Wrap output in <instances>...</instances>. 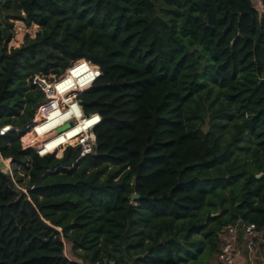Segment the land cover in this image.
I'll list each match as a JSON object with an SVG mask.
<instances>
[{
	"label": "trees",
	"instance_id": "16d2710c",
	"mask_svg": "<svg viewBox=\"0 0 264 264\" xmlns=\"http://www.w3.org/2000/svg\"><path fill=\"white\" fill-rule=\"evenodd\" d=\"M3 13L0 127L30 123L44 100L34 77L79 59L101 71L80 101L102 122L75 164L74 149L40 158L15 132L0 137L11 159L0 170V264H178L208 208L222 211L207 217L216 231L255 224L264 255V12L251 0H0ZM9 19L40 31L7 50ZM228 124L221 141L214 128ZM204 236L216 256L217 235Z\"/></svg>",
	"mask_w": 264,
	"mask_h": 264
},
{
	"label": "built area",
	"instance_id": "2783aa9c",
	"mask_svg": "<svg viewBox=\"0 0 264 264\" xmlns=\"http://www.w3.org/2000/svg\"><path fill=\"white\" fill-rule=\"evenodd\" d=\"M259 5L258 11L263 13L261 0ZM100 78L99 67L86 59L71 61L63 74L52 76L48 81L41 76L34 77L33 83L43 92L44 100L37 106L30 123L22 128L3 125L0 127V137L15 132L19 135L21 149L31 150L40 158L53 156L55 159H61L69 148L78 151V157L73 164L91 155L96 145L95 130L102 119L98 113H85L80 97ZM3 161L9 172L11 159ZM256 232L258 229L255 224L241 220L223 227L225 241L220 246L213 264H236L239 238L246 241L250 259L258 258L264 263V255L258 253L254 247L256 241L262 240L257 238ZM76 263L92 264L81 261Z\"/></svg>",
	"mask_w": 264,
	"mask_h": 264
},
{
	"label": "rangeland",
	"instance_id": "374dc122",
	"mask_svg": "<svg viewBox=\"0 0 264 264\" xmlns=\"http://www.w3.org/2000/svg\"><path fill=\"white\" fill-rule=\"evenodd\" d=\"M253 6L260 10L259 0H251ZM13 8H15V4L12 5ZM8 15V14H6ZM23 16V13H21ZM9 16V15H8ZM5 13H3L2 17H0V23L1 28L6 26V22L4 21ZM7 23L12 24V27L10 29L12 33V38L10 42L8 43L7 50L10 49H17L21 47L27 39H33L37 32L40 31V27L36 24H31L30 26H26V24L23 21L13 20L9 19ZM52 76H56L53 72H49L47 75L41 76V78H44L46 81L50 79ZM217 92V89L213 86L212 91L209 95V97H213V95ZM208 117L209 114L206 113L205 115V123L206 125L203 127L204 131H207L210 127L207 124L208 123ZM214 131L218 134L221 133L220 140L226 141L231 135V125L228 124V127L225 129L220 128H214ZM242 145L245 147H252V144L248 142L247 140L242 141ZM240 162L245 158L248 152H239L238 153ZM10 166V165H9ZM26 184V183H24ZM24 184L22 187L24 188ZM225 197L228 198L229 193L227 190L224 192ZM227 205V202H226ZM221 210H218L217 212H213L212 208H208V210L202 212L197 220L202 219L203 221H206V227L204 230L200 232V234H193L188 240H181L180 245L178 249L175 251V258L178 262V264H213L215 262V254L212 253L211 248V242L208 238L204 236V233L210 231L211 229L213 232L217 235V246L220 248L222 243L225 241V236L223 233V228H221L219 231H216V221L215 222H208L207 217L216 218L219 214H221ZM227 214H224L222 218H224ZM189 220L186 221H179L176 222L175 226H181L185 225L186 228L189 227ZM188 223V224H187ZM211 228V229H210ZM210 229V230H209ZM246 247V241L242 238H239L238 240V248L241 253H243V249ZM254 247L258 248L259 244L257 242L254 243ZM73 258V257H72ZM260 264V263H259Z\"/></svg>",
	"mask_w": 264,
	"mask_h": 264
},
{
	"label": "crops",
	"instance_id": "0c3cea01",
	"mask_svg": "<svg viewBox=\"0 0 264 264\" xmlns=\"http://www.w3.org/2000/svg\"><path fill=\"white\" fill-rule=\"evenodd\" d=\"M237 252H238V257H236V259H235L236 264H259V263L264 264L258 258L250 259L247 247H245L243 249V253H241V251H239V248L237 249ZM256 257H258V255H256Z\"/></svg>",
	"mask_w": 264,
	"mask_h": 264
},
{
	"label": "water",
	"instance_id": "95a60500",
	"mask_svg": "<svg viewBox=\"0 0 264 264\" xmlns=\"http://www.w3.org/2000/svg\"><path fill=\"white\" fill-rule=\"evenodd\" d=\"M0 170H1L3 173H8V170H9L8 166L5 165V163H4V161H3L2 158H0ZM261 176H262V174L257 175V176H256V179H260ZM137 198H138V196L134 194V195L131 197V201H134V200L137 199ZM256 236H257L258 239H261V238H262V231H258V232H256ZM257 252H258V253L260 252L259 247L257 248ZM257 255H258V254H257Z\"/></svg>",
	"mask_w": 264,
	"mask_h": 264
}]
</instances>
